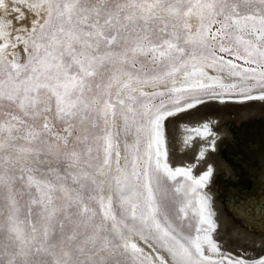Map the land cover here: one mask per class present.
<instances>
[{
  "label": "snow or ice",
  "instance_id": "6c2138e0",
  "mask_svg": "<svg viewBox=\"0 0 264 264\" xmlns=\"http://www.w3.org/2000/svg\"><path fill=\"white\" fill-rule=\"evenodd\" d=\"M205 97L264 100V0H0V264H264L167 163Z\"/></svg>",
  "mask_w": 264,
  "mask_h": 264
},
{
  "label": "bare ground",
  "instance_id": "6f19581e",
  "mask_svg": "<svg viewBox=\"0 0 264 264\" xmlns=\"http://www.w3.org/2000/svg\"><path fill=\"white\" fill-rule=\"evenodd\" d=\"M207 71L209 75H217L212 69ZM248 101L251 100L225 98L221 103L207 98L205 103L168 117L164 132L169 167H191L196 178L211 169L209 180L199 192L208 199L213 213L214 240L222 251L253 261L264 257V236L258 232L264 230V100H253L252 109L244 105ZM228 117L235 126L259 118L260 128L251 129L238 139L230 134L225 121ZM204 123L209 125L211 135L185 143L189 135H194L185 129ZM221 143L231 147L228 159L218 155L222 152ZM201 151L203 158H199ZM227 181L231 186L251 189L239 193L236 187L230 191L226 188Z\"/></svg>",
  "mask_w": 264,
  "mask_h": 264
},
{
  "label": "water",
  "instance_id": "95a60500",
  "mask_svg": "<svg viewBox=\"0 0 264 264\" xmlns=\"http://www.w3.org/2000/svg\"><path fill=\"white\" fill-rule=\"evenodd\" d=\"M260 121L261 119H253L252 120H247V121H243L240 125H236L233 123H231V120L227 121L226 124H227V127L229 128L230 130V134H233V136L235 135L238 139L240 138L239 136H245L246 134H249L251 132V129L254 130V128H260ZM234 136V137H235ZM244 138H242L243 140ZM222 145V152H220V154L218 153V150H216V154L218 153V155H222L224 157H230V155H228L229 152H231V147L230 146H226ZM225 147V148H224ZM236 157V156H235ZM255 167V166H254ZM232 183L228 182L226 183V188L229 189L230 191H233L234 188L238 187V192L239 193H243V192H246V191H249L251 188L249 189H246V188H243L241 186H231ZM253 231H257V229H252ZM258 232H260V234H262L264 236V230L261 229L259 230Z\"/></svg>",
  "mask_w": 264,
  "mask_h": 264
},
{
  "label": "rangeland",
  "instance_id": "374dc122",
  "mask_svg": "<svg viewBox=\"0 0 264 264\" xmlns=\"http://www.w3.org/2000/svg\"><path fill=\"white\" fill-rule=\"evenodd\" d=\"M22 11H24L25 12V15H26V19L24 20V21H21V22H17V21H15V18H14V15L13 16H9L8 17V19H12L13 20V22H14V24L16 25V26H26V25H29L30 24V21H31V19H32V17H31V14H29L28 12H27V10L26 9H23L22 8ZM223 74V73H222ZM224 75V74H223ZM148 91H151V89H147ZM258 93V92H257ZM208 97H205V99H207ZM159 99L160 98H157V102H159ZM210 99V98H209ZM234 99H239V98H234ZM216 100H218V99H216ZM253 104H255V103H253V100H251V101H248V102H246L244 105H249L250 106V108L252 109V107L251 106H253ZM250 109V110H251ZM230 118L231 117H228V118H226L225 119V121H227V120H230ZM223 127V125L221 124V128ZM129 140H131V137H129ZM178 179H180V178H178ZM182 179V178H181ZM146 251H148V249L146 248Z\"/></svg>",
  "mask_w": 264,
  "mask_h": 264
}]
</instances>
